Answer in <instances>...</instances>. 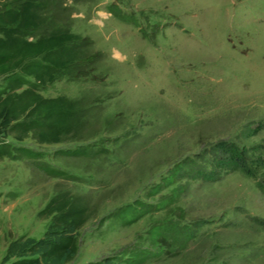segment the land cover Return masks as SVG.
Masks as SVG:
<instances>
[{
    "label": "rangeland",
    "instance_id": "rangeland-1",
    "mask_svg": "<svg viewBox=\"0 0 264 264\" xmlns=\"http://www.w3.org/2000/svg\"><path fill=\"white\" fill-rule=\"evenodd\" d=\"M62 5L87 58L38 92L81 99L86 123L56 143L5 137L0 264L10 242L54 238L37 212L62 190L88 214L66 264H264V187L215 149L264 154V0Z\"/></svg>",
    "mask_w": 264,
    "mask_h": 264
},
{
    "label": "trees",
    "instance_id": "trees-1",
    "mask_svg": "<svg viewBox=\"0 0 264 264\" xmlns=\"http://www.w3.org/2000/svg\"><path fill=\"white\" fill-rule=\"evenodd\" d=\"M64 0H6L0 8V157L13 156L14 146L5 141L28 133L41 143L72 139L83 130L84 104L81 99L63 95L43 96L45 87L67 75L87 58L85 43L66 24ZM215 149L230 169L257 180L264 187V154L248 156L228 141ZM76 155V153H74ZM84 154V153H83ZM52 174L67 175L50 170ZM69 178V177H68ZM37 215L50 216L48 229L53 239L42 238L6 247L7 255H17L10 264H66L77 252V239L70 233L88 218L87 204L79 194L62 190L52 195ZM46 235V234H45ZM30 254V256H24Z\"/></svg>",
    "mask_w": 264,
    "mask_h": 264
}]
</instances>
